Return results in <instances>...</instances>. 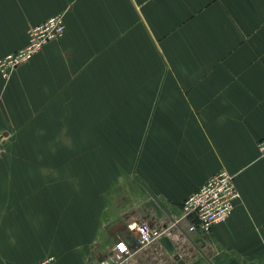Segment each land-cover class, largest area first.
Returning a JSON list of instances; mask_svg holds the SVG:
<instances>
[{
  "label": "crops",
  "instance_id": "obj_1",
  "mask_svg": "<svg viewBox=\"0 0 264 264\" xmlns=\"http://www.w3.org/2000/svg\"><path fill=\"white\" fill-rule=\"evenodd\" d=\"M57 14L63 37L0 74V264H100L119 242L166 264L137 251L135 222L170 227L167 264L263 256L264 0H0V59ZM223 170L229 219L173 227Z\"/></svg>",
  "mask_w": 264,
  "mask_h": 264
},
{
  "label": "built area",
  "instance_id": "obj_2",
  "mask_svg": "<svg viewBox=\"0 0 264 264\" xmlns=\"http://www.w3.org/2000/svg\"><path fill=\"white\" fill-rule=\"evenodd\" d=\"M65 32L66 24L62 14L54 15L44 23L30 27L27 45L0 59L2 77L8 80L17 68L30 62L47 44L60 39ZM257 148L260 159L264 160V139L258 143ZM4 152L3 136L0 134V157ZM240 198L235 175L226 170L220 171L183 202L181 217L177 222L173 221L172 226L181 220H188L189 232L209 234L213 226L229 219ZM129 228L136 235L137 251H150L160 258L161 262H169V258L165 260L166 250L163 248L162 239L165 236L172 237L170 227H154L147 222H135L130 224ZM121 244L123 248L120 247ZM134 255L135 252L126 242H119L113 249L111 259L100 264H132ZM37 264L58 263L56 257L49 256Z\"/></svg>",
  "mask_w": 264,
  "mask_h": 264
},
{
  "label": "rangeland",
  "instance_id": "obj_3",
  "mask_svg": "<svg viewBox=\"0 0 264 264\" xmlns=\"http://www.w3.org/2000/svg\"><path fill=\"white\" fill-rule=\"evenodd\" d=\"M147 129H148V127H147ZM120 139H116V138H113L112 139V144H113V146H116L117 148H119L116 144H115V142L117 141H119ZM116 147L115 148H113V151H112V153H110V151H109V153H107L105 156H107V160L108 159H112V162L115 164V163H117L118 162V159H117V157L118 156H120V154L119 153H117V154H115L114 152L117 150L116 149ZM2 157V156H1ZM100 156L99 155H97V158H99ZM241 199V198H240ZM210 233H211V231H210ZM209 233V234H210ZM208 234V235H209ZM210 251H212L213 253H214V256H215V253L217 254V253H219V250L218 249H213L212 248V250H210ZM210 260H211V262H212V260L213 259H211V257L209 258ZM233 260V259H232ZM231 260V261H232ZM254 261H251V262H249V264H264V253H263V256H262V254H259V255H257V256H255V258L253 259ZM234 261V260H233ZM235 262V261H234ZM236 263V262H235ZM229 264H231V263H229Z\"/></svg>",
  "mask_w": 264,
  "mask_h": 264
},
{
  "label": "water",
  "instance_id": "obj_4",
  "mask_svg": "<svg viewBox=\"0 0 264 264\" xmlns=\"http://www.w3.org/2000/svg\"><path fill=\"white\" fill-rule=\"evenodd\" d=\"M176 258L179 259V256H177ZM180 264H185L183 261L180 260Z\"/></svg>",
  "mask_w": 264,
  "mask_h": 264
},
{
  "label": "snow or ice",
  "instance_id": "obj_5",
  "mask_svg": "<svg viewBox=\"0 0 264 264\" xmlns=\"http://www.w3.org/2000/svg\"><path fill=\"white\" fill-rule=\"evenodd\" d=\"M120 247L123 248L124 247L123 244H121Z\"/></svg>",
  "mask_w": 264,
  "mask_h": 264
}]
</instances>
